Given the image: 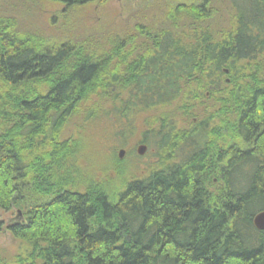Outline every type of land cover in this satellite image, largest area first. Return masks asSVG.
<instances>
[{
    "label": "trees",
    "instance_id": "16d2710c",
    "mask_svg": "<svg viewBox=\"0 0 264 264\" xmlns=\"http://www.w3.org/2000/svg\"><path fill=\"white\" fill-rule=\"evenodd\" d=\"M224 1L229 26L215 31L213 0H163L170 24L138 28L137 46L49 47L0 19V211L24 246L14 264H264L252 223L264 210V0ZM98 101L109 119L116 104L118 117L150 114L158 164L116 191L80 190L66 167L63 128Z\"/></svg>",
    "mask_w": 264,
    "mask_h": 264
},
{
    "label": "rangeland",
    "instance_id": "374dc122",
    "mask_svg": "<svg viewBox=\"0 0 264 264\" xmlns=\"http://www.w3.org/2000/svg\"><path fill=\"white\" fill-rule=\"evenodd\" d=\"M163 7V0H103L70 8L49 0H0V19L10 20L16 33L38 39L49 47L66 42L104 47L110 37L123 40L129 36H136L137 46L142 38L133 33L138 28L150 26L152 32H156L170 24L163 15ZM211 7L212 28L215 31L227 29L230 20L228 4L224 0H213ZM99 104L101 106L92 117L86 118V113L81 112L64 126L62 139H67L73 148L66 167L69 172H74L71 173L72 182L80 190L84 189L80 183L82 180L97 184L106 191L119 190L124 182L145 176L158 164L151 131L145 124L150 114H139L137 120H133L130 114L125 118L118 117L120 108L116 104L118 111L114 116L111 112L109 119L104 114L109 106ZM174 121L175 128L188 126L187 120L179 121L176 117ZM228 121L227 116L225 122ZM189 122L193 120L190 118ZM151 129L157 130L155 126ZM140 144L146 146L142 155L136 152ZM120 149L124 154L118 158ZM14 216L13 211H0V257L8 264H14V257L24 251L22 241L5 229L6 223Z\"/></svg>",
    "mask_w": 264,
    "mask_h": 264
},
{
    "label": "water",
    "instance_id": "95a60500",
    "mask_svg": "<svg viewBox=\"0 0 264 264\" xmlns=\"http://www.w3.org/2000/svg\"><path fill=\"white\" fill-rule=\"evenodd\" d=\"M146 150V146L143 144L138 145L136 152L138 155H142ZM124 154V150L120 149L117 153L118 158H121ZM254 227L258 230H264V210L257 212L252 219Z\"/></svg>",
    "mask_w": 264,
    "mask_h": 264
}]
</instances>
